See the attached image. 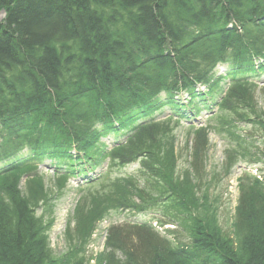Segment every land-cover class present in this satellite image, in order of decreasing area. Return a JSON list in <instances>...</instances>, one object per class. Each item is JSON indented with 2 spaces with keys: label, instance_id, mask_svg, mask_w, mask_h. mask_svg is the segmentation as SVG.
<instances>
[{
  "label": "trees",
  "instance_id": "16d2710c",
  "mask_svg": "<svg viewBox=\"0 0 264 264\" xmlns=\"http://www.w3.org/2000/svg\"><path fill=\"white\" fill-rule=\"evenodd\" d=\"M217 64L225 70L215 76ZM261 75L264 0H0V264H264V173L241 177L225 234L199 192L206 130L194 133L191 173L175 182L166 170L173 138L157 117L167 110V119H193L228 78L212 116L227 112L264 132L252 83ZM108 135L124 138L103 151ZM104 157L103 186L83 189L66 250L54 255L44 214L58 194L34 201L37 192L26 196L21 178L27 187L40 181L34 168L47 159L64 181ZM135 162L133 178L108 177L111 167ZM155 207L163 235L148 221L111 224L103 251H87L107 210Z\"/></svg>",
  "mask_w": 264,
  "mask_h": 264
},
{
  "label": "rangeland",
  "instance_id": "374dc122",
  "mask_svg": "<svg viewBox=\"0 0 264 264\" xmlns=\"http://www.w3.org/2000/svg\"><path fill=\"white\" fill-rule=\"evenodd\" d=\"M224 70L225 67L217 64L214 67V75L217 76L223 73ZM228 82V78L221 81V90L219 95L216 96V101L223 95ZM252 83L255 87L257 110L261 111L262 115L260 116L264 120V91L261 89L264 87V75L257 77ZM214 102L209 105L210 109L200 106L198 112L191 120L177 121L174 117L167 119L168 117H164L167 114V110L157 117L161 118V120L164 119L161 124L166 129L170 138H173L174 159L173 163H171V159H167L166 170L175 182H183L185 178H188V172L191 173L189 162L191 160L194 133L199 127H203L206 130L208 142L204 158L205 174L199 184V192L203 193L206 191L207 200L212 205V210L215 212L219 227L225 234L230 236L237 200L241 193V188H243L241 183L242 185L243 182L245 183V181L241 180V177L245 174L261 177L262 173H264V164L248 162L249 158L254 157L264 159V156L256 153L264 152V132L260 129V126L254 125L250 121H237L233 119L232 114L227 112L218 111V113L212 116L217 109ZM227 121L229 123H226ZM123 138L124 136L122 135L119 137L108 135L100 140V146H102L103 151H107L115 142ZM239 143L246 147L245 151L233 149ZM168 145L167 143L164 149L159 150L162 153L166 151L169 153ZM242 154L245 158H242ZM107 164V158H101L99 165L93 169H87L85 174L68 176L64 181H60L52 174L53 166L46 159L41 163H36V167L34 168V172L38 174L37 176L40 177V181L37 180L36 183H31L30 187H27L24 181L25 177L21 178L19 187L26 193V196L29 194V189L32 192H37L34 201L40 197H54L55 194H58V197L52 201L51 212L44 214V218L48 219L50 217L51 219V225L47 229L46 234L54 255H60L66 250L64 233L68 222L73 218L79 198L87 192L86 190L83 191V189L100 188L103 186L99 184V176L106 171ZM137 169L138 164L136 162L128 165L113 166L110 170L108 168V177L122 176L133 178L137 175ZM86 177L90 180L89 182H85L84 178ZM159 210L160 208L158 207L142 213H134L118 208L107 210L104 217L96 222L90 234L89 243L86 248L87 251L92 253L93 256L103 251L106 229L111 224L124 222L142 223L148 221L163 235V230L157 226L153 219L160 215ZM35 214L37 216L42 214L40 206L35 209ZM164 227L173 226L167 224ZM89 262L90 264H94L93 260Z\"/></svg>",
  "mask_w": 264,
  "mask_h": 264
}]
</instances>
